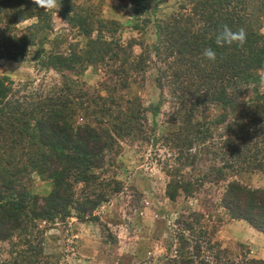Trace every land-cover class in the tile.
I'll list each match as a JSON object with an SVG mask.
<instances>
[{"label":"rangeland","instance_id":"374dc122","mask_svg":"<svg viewBox=\"0 0 264 264\" xmlns=\"http://www.w3.org/2000/svg\"><path fill=\"white\" fill-rule=\"evenodd\" d=\"M75 2L88 7L79 6L76 13L68 16H85L82 29H91L90 36H85L71 20L60 17L67 14L68 6L47 9L49 29L39 28L33 37L29 36L32 44L26 42L23 62L0 56V80L7 78L10 84H6L10 92L3 105L9 101L11 107L32 108L37 101L32 100L29 107L28 97L42 95L39 100L50 98L47 108L68 114L74 127L86 124L110 132L112 143L101 159L97 179L77 186L75 191H97L106 195L107 201L93 212L98 221L90 222L88 228L89 222L81 223L75 217L64 223L55 221L58 232L53 235L58 236L59 244H51L47 250L45 247L43 260L33 259L27 245L34 246L39 241L38 246L44 229L53 224L38 222L25 242L19 237L12 238L11 243L1 242L0 264H169L170 251L187 257L197 244L202 246L201 258L205 259L209 254L206 247L214 245V240L227 250V256L234 255L240 263L247 247L240 238L248 231L240 227L239 220L230 219L221 200L228 181L264 188V169L247 170L239 158L231 165L232 170L226 171L227 181L210 179L213 166L231 164L222 158L219 147L232 138L227 129L232 114L226 122L218 119L217 125L199 126L201 135L193 126L220 118L224 106L211 99L226 84L218 73H213L207 83L216 84L207 91L205 87L210 85L195 77V70L185 74L178 66L170 69L179 47H172L166 32L155 31L157 24L188 13L189 7L181 9L188 4L185 0H149V11L136 20L129 0ZM87 18L104 22L97 21L86 28ZM8 20H2V33L15 28L18 34L37 22L35 17L7 24ZM261 33L264 34V22ZM100 37L112 45L107 53L96 57L92 41ZM161 40L165 45L157 47ZM74 56L81 58L76 69ZM255 74L259 82L238 85L234 90L240 93L256 86L258 93L264 94V70ZM247 96H253V92H247ZM28 111L33 114V110ZM205 130L209 137L202 140ZM10 138L0 144V156L15 151L17 136ZM202 149L212 152V162H206V157L198 158ZM199 178L205 180L193 186L198 191L192 197L184 196L181 190L185 185L191 186ZM31 181L27 186L38 196L52 190L51 182L40 180L35 173ZM249 232L254 238V255L264 258V238ZM76 240L89 248L95 246V256H67L76 250Z\"/></svg>","mask_w":264,"mask_h":264},{"label":"trees","instance_id":"16d2710c","mask_svg":"<svg viewBox=\"0 0 264 264\" xmlns=\"http://www.w3.org/2000/svg\"><path fill=\"white\" fill-rule=\"evenodd\" d=\"M129 1L136 20L150 9L147 4L150 3L149 0ZM185 1V5L188 6H183L181 9L185 10L189 7L188 13L173 16L169 21L157 24L155 31L166 32L168 40L172 39V47H179L177 51L179 55L173 57L170 69L178 66V70H184L185 74L195 70V77H201V81L205 83L213 73H218L221 81L226 84L225 88H220V94L214 93V96L212 94L211 99L224 106L220 118L209 121L207 116L208 121L193 126L197 128L198 135H201L199 126L217 125L218 119L226 122L229 114H232V120L227 127L232 138L227 139L219 147L222 158L229 159L231 164L213 166L214 169H211L212 172L209 174L210 179L216 182L227 181L226 171L232 170L231 165L239 158L240 165L247 170L264 169V94L258 93L256 86L250 91L240 90V93L234 90L238 85L259 82V77L255 73L264 70V34L261 33V25L264 22V0ZM59 6L66 8L68 6L67 14H60L63 20H71V23L76 25L85 36H90L91 29L87 31L82 29L84 26L82 20L86 19L85 16L84 18H80L77 14L72 18L68 16L69 13H76L77 7L88 6L78 4L75 0H59ZM31 17H35L37 22L26 27L21 33L16 34L15 28L5 30L3 33L0 31L1 57L17 63L23 62L26 42L32 44L29 36L33 37L39 28L49 29L47 26L49 14L47 9L39 8L35 0H0V25L4 19L5 21L9 19L7 22L9 24L25 21ZM87 21L86 28L95 26L98 24L97 21L104 22V20L93 22L91 18H87ZM42 23L46 25L41 26ZM222 25H228L233 31L243 28L247 37L245 43L218 47L215 44V34ZM92 44L96 57L107 53L112 45L103 37L92 41ZM163 44L165 45L161 40L157 47ZM207 47L216 51L214 62L208 61L202 55ZM117 51H119L118 46ZM39 53L41 54L42 51ZM74 57L76 59L74 69H76V65L81 64L79 61L81 58ZM59 63H62V60ZM174 78L178 77L174 76ZM205 83L202 82V85L204 86ZM6 84L10 85L8 79L2 78L0 80V144L12 135L17 136L18 143H13L15 151L11 154L4 152L0 156V243L10 242L14 237L24 239V242L29 240L32 236L31 231L38 222L55 226L56 223H64L71 217H75L81 223L98 221V217L93 215V212L107 201V196L93 190L89 192L84 190L80 194H76L75 191L77 186L97 179L95 174L101 166L104 152L112 143V134L100 127L86 124L74 127L69 122L68 114L47 108V102L51 99H43L41 102L42 95L28 97L31 100L27 104L29 107L32 105V100L37 101L32 108L24 109L20 105L11 107L8 105L9 101L3 105L10 92ZM207 84L210 85L205 87L208 91L209 88L215 87L216 83ZM247 92H253V96H247ZM28 110H33V114ZM208 132L205 130V137L202 140L209 137ZM27 137L28 142L25 141ZM0 150L2 151L3 148ZM198 153L199 159L206 157V162L213 161L212 152L207 149L199 150ZM209 156L212 158H208ZM33 173L37 174L40 180L51 182L52 190L48 195L38 196L29 189L27 184L33 183L31 181ZM203 179L195 180L191 186L185 185L181 190L183 195L192 197L198 191L194 190L193 186L198 185L199 182L204 183ZM221 205L230 219L243 221L253 229L252 231L264 237L263 187L253 188L236 180L228 181ZM85 216L89 219H84ZM50 227H46L43 232L45 233ZM44 233L38 246L35 245L39 241L34 246L30 243L27 245V250L33 253V259L37 261L43 258ZM214 241V245L210 247L207 245L206 251L209 254L205 259L201 258L202 246L197 244L193 247L194 252L187 257L176 256L177 252L172 254L170 251L167 262L169 264H264V260L250 258L247 247L246 254L241 255L239 263L234 255L227 256V250L222 248L218 240Z\"/></svg>","mask_w":264,"mask_h":264},{"label":"crops","instance_id":"0c3cea01","mask_svg":"<svg viewBox=\"0 0 264 264\" xmlns=\"http://www.w3.org/2000/svg\"><path fill=\"white\" fill-rule=\"evenodd\" d=\"M79 1V0H77ZM116 1V0H115ZM117 6V5H116ZM118 8V7H117ZM37 191V190H36ZM71 226V225H69ZM90 223L87 224V228L90 227ZM58 226H54L52 228H49L45 233H44V239H43V249H45L46 247V250L47 248L49 247V245L51 244H54V245H57L59 244V238L58 236L56 235H53L54 234V231H57L58 229L56 228ZM240 227L244 230H247L248 231V234L246 236H243L242 238H240V243H243L247 246V249H248V252H249V257L250 258H253V259H261V260H264V258H261V257H257L254 255V251L252 249V243H253V240L254 238H252V234L249 232L252 231L253 229H251L246 223H244L243 221H240ZM58 232V231H57ZM254 232V231H252ZM254 233H257V232H254ZM82 237L85 235L84 233L81 234ZM257 235H260L257 233ZM78 237V236H77ZM263 237V236H262ZM75 238V237H74ZM91 238H92V242H97V239L95 238V235H93V233L91 234ZM256 238V237H255ZM264 238V237H263ZM250 239V240H248ZM58 240V241H57ZM82 240V239H81ZM258 241V240H257ZM256 241V242H257ZM57 242V243H56ZM74 243H76V245L78 244V246L76 247V250L74 249V251L72 252H69L67 256H71L72 257H76V259H79V256L77 255H80L81 257L82 256H91V255H94L95 253V246H92V248H89V247H86V245L81 241H73ZM255 242V241H254ZM56 243V244H55ZM221 244H224L221 242ZM91 247V246H90ZM95 256V255H94ZM93 257V256H92Z\"/></svg>","mask_w":264,"mask_h":264},{"label":"clouds","instance_id":"9594fccd","mask_svg":"<svg viewBox=\"0 0 264 264\" xmlns=\"http://www.w3.org/2000/svg\"><path fill=\"white\" fill-rule=\"evenodd\" d=\"M35 4L39 8L57 10L59 7V0H35ZM246 38V32L243 28L233 31L228 25H222L215 34V44L218 47L232 45L233 43L242 45L245 43ZM202 55L208 61L214 62L217 54L213 48L207 47L203 50Z\"/></svg>","mask_w":264,"mask_h":264}]
</instances>
